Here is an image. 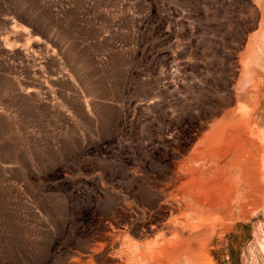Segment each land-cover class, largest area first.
<instances>
[{
    "label": "rangeland",
    "instance_id": "374dc122",
    "mask_svg": "<svg viewBox=\"0 0 264 264\" xmlns=\"http://www.w3.org/2000/svg\"><path fill=\"white\" fill-rule=\"evenodd\" d=\"M226 152L261 206L209 260L264 264V0H0V264H109Z\"/></svg>",
    "mask_w": 264,
    "mask_h": 264
},
{
    "label": "bare ground",
    "instance_id": "6f19581e",
    "mask_svg": "<svg viewBox=\"0 0 264 264\" xmlns=\"http://www.w3.org/2000/svg\"><path fill=\"white\" fill-rule=\"evenodd\" d=\"M223 158L210 153L209 160L196 155L181 161L169 194V215L138 235L114 231L109 264H211L217 234L230 230L236 220H246L251 207L258 209L263 191L258 161H247L243 152L232 157L226 152ZM106 247L98 244L95 251Z\"/></svg>",
    "mask_w": 264,
    "mask_h": 264
}]
</instances>
